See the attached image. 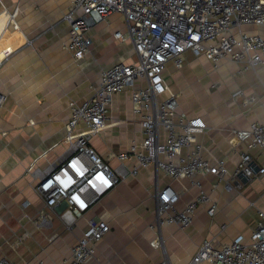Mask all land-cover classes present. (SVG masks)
<instances>
[{
  "label": "crops",
  "instance_id": "obj_1",
  "mask_svg": "<svg viewBox=\"0 0 264 264\" xmlns=\"http://www.w3.org/2000/svg\"><path fill=\"white\" fill-rule=\"evenodd\" d=\"M32 1L36 5L41 2ZM48 1L55 3L58 16H62L59 24L52 23L49 11L39 5V17L50 25L39 27L28 42L1 47H12L14 52L1 71L6 101L0 111V258L8 257L17 264L64 263L89 218L107 220L112 229L98 243L96 259L88 264H155L165 256L173 264H188L205 238L217 244L249 239L258 210H264V171L233 192L222 185L214 189L216 177L206 176L204 184L217 202V211L210 216L202 206L187 229L175 224L155 226L157 186L172 183L182 195L180 207L197 191L191 180L173 181L155 166L141 168L137 176L127 178L73 227H67L55 210L46 212L52 219L50 226H38L39 215L46 209L34 189L39 182L34 170L54 161L68 147L72 104L92 96L101 70L119 61L132 64L138 60L133 41L115 36L117 31L127 32L124 15L118 12L90 26L86 31L90 50L77 59L66 47L69 24L64 16L71 0ZM14 18L8 12L0 13V39ZM252 31L264 34L262 27ZM166 80L167 95L178 97L180 110L190 117H201L208 126L196 135L207 158H225L234 169L241 153L249 150L258 168L264 169V151L249 148L235 136L238 129L264 122V63L252 67L247 62L222 59L215 64L204 55L187 51L182 68L168 65ZM131 90L114 97L107 127L91 137L93 147L114 166L118 164L115 154L126 150L134 138L142 137ZM237 90L242 93L235 95ZM222 224H227L224 231ZM158 235L164 248L152 245Z\"/></svg>",
  "mask_w": 264,
  "mask_h": 264
},
{
  "label": "built area",
  "instance_id": "obj_2",
  "mask_svg": "<svg viewBox=\"0 0 264 264\" xmlns=\"http://www.w3.org/2000/svg\"><path fill=\"white\" fill-rule=\"evenodd\" d=\"M112 12L124 15L127 32L117 31L121 40L130 38L138 60L132 64L119 61L100 71L99 85L90 98L73 103L67 122L69 144L66 150L46 166L34 170L39 182L35 191L45 203L38 226H50L47 211H56L67 227H73L104 196L141 168L155 166L173 181L191 180L197 190L193 198L180 207L182 195L172 183L157 186L155 226L175 224L191 227L198 210L205 206L214 216L218 205L207 191L204 178L216 177L213 188L220 185L233 192L246 180L264 169L258 168L252 153H241L234 169L225 158L211 160L196 135L207 129L201 117H190L180 110L178 97L167 95L168 65L182 68L185 53L204 55L213 63L222 59L247 62L255 67L264 63V34L252 28H264V0H71L64 19L69 24L67 49L77 58L84 57L90 46L86 31ZM14 48H0V111L6 101L1 90V71ZM243 70V69H242ZM131 88L133 112L140 116L142 137L115 154L117 165L100 154L91 137L101 133L110 121L114 97ZM242 93L237 90L235 95ZM236 138L249 148L264 151V122H254L249 129H238ZM227 224H222L224 231ZM111 223L89 218L87 227L72 246L67 264H88L97 257V245L111 231ZM152 245L164 248L158 235ZM264 264V210L249 239L237 238L223 244L214 239L202 240L188 264ZM52 262L50 264H64ZM0 264H17L8 257ZM39 264H46L40 261ZM155 264H173L165 256Z\"/></svg>",
  "mask_w": 264,
  "mask_h": 264
},
{
  "label": "rangeland",
  "instance_id": "obj_3",
  "mask_svg": "<svg viewBox=\"0 0 264 264\" xmlns=\"http://www.w3.org/2000/svg\"><path fill=\"white\" fill-rule=\"evenodd\" d=\"M39 5L49 11L48 17L52 23H58L62 18V16H58L54 2L41 0ZM39 5H36L32 0H0V13L8 12L10 15H15V21L13 19L10 20L5 36L0 39V48L16 42L20 44L25 41L28 42L33 38L34 33L39 30V27L42 29L50 25L47 19L46 21L39 17ZM60 6L61 4H58V8ZM16 21L19 23L18 25Z\"/></svg>",
  "mask_w": 264,
  "mask_h": 264
},
{
  "label": "water",
  "instance_id": "obj_4",
  "mask_svg": "<svg viewBox=\"0 0 264 264\" xmlns=\"http://www.w3.org/2000/svg\"><path fill=\"white\" fill-rule=\"evenodd\" d=\"M246 180V179H245Z\"/></svg>",
  "mask_w": 264,
  "mask_h": 264
}]
</instances>
